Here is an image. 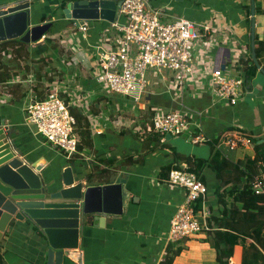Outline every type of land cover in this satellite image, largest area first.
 <instances>
[{
	"label": "crops",
	"instance_id": "crops-1",
	"mask_svg": "<svg viewBox=\"0 0 264 264\" xmlns=\"http://www.w3.org/2000/svg\"><path fill=\"white\" fill-rule=\"evenodd\" d=\"M15 1L0 0V6ZM67 1L30 0L31 23L51 20L49 33L35 42L0 45V117L8 128L13 149L45 180H60L66 165H72L76 181L87 178L86 185L103 184L117 175L127 178L125 187L130 201L124 212L85 222L78 240L83 264H159L166 253L169 220L184 197L183 188L167 182V171L175 166L199 164L202 179L208 185L199 209L203 205L208 212L212 229L209 216L213 207L221 208L214 194L218 179L212 163L203 160L243 158V149H231V154L223 149L222 145L230 149L223 141L230 132L238 130L264 138V50L256 56L260 68L251 58V0H146L160 20L188 18L197 23L202 34L195 42L192 70L183 84L175 82L171 71H157L162 74L160 78L154 69H147L157 78L148 76L147 89L138 102L112 92L96 77L98 51L114 49L119 32L102 19L87 20L86 30L82 31L63 12ZM253 17L255 49V39L264 42V0H254ZM126 18L118 6L114 21L124 22ZM203 26L208 30H203ZM251 61L256 69L250 80H244L238 101L231 104L220 99L212 81L215 67L226 75L244 77V68ZM52 89L62 95L69 109L76 112V108H81L87 118L86 125L80 128L77 151L69 157L25 118L26 102L42 99ZM169 110L188 117V133L201 131L205 137L193 142L198 145L189 154L175 150L169 140L172 135L167 138L166 133L150 127L154 113ZM139 116H146L145 127L137 120ZM188 133L180 135L190 140ZM157 135H161L159 139ZM247 150L254 154V149ZM176 155L189 156L191 162L178 161ZM95 167L107 173L100 175ZM88 174H93L91 180ZM253 225L246 222L243 228L247 231ZM206 235L203 231L180 239L183 248L172 264H218L216 251L205 240ZM0 243L6 264L46 262L43 234L26 218H11ZM241 249V244L234 247L232 261L240 259ZM7 251L11 258L5 256ZM62 264L78 263L64 256Z\"/></svg>",
	"mask_w": 264,
	"mask_h": 264
},
{
	"label": "built area",
	"instance_id": "built-area-1",
	"mask_svg": "<svg viewBox=\"0 0 264 264\" xmlns=\"http://www.w3.org/2000/svg\"><path fill=\"white\" fill-rule=\"evenodd\" d=\"M120 11L126 15L124 22H111L119 32L114 49H101L97 53V80L105 82L109 89L138 102L147 89V69L171 71L175 82L182 85L185 76L192 70L195 42L201 37L200 27L193 20L178 17L173 21L160 20L156 10L149 9L146 0H121ZM86 30V21L79 24ZM208 30L207 26L202 27ZM85 33V32H84ZM220 99L234 104L240 98L244 78L228 76L220 67L212 71ZM25 118L34 123L37 131L68 157L77 151L74 134L76 117L67 102L56 89L50 90L42 99H29L24 105ZM191 121L177 110L156 112L150 127L162 134L188 133ZM192 142L204 140L203 133L189 132ZM230 149H246L253 143L252 137L243 131L230 132L224 139ZM256 173L252 178L255 193L264 195V159L256 160ZM168 183L184 190L169 220L166 239L177 241L211 229L208 212L195 208L197 200L203 201L207 192L206 183L187 166L171 167L166 176Z\"/></svg>",
	"mask_w": 264,
	"mask_h": 264
},
{
	"label": "water",
	"instance_id": "water-1",
	"mask_svg": "<svg viewBox=\"0 0 264 264\" xmlns=\"http://www.w3.org/2000/svg\"><path fill=\"white\" fill-rule=\"evenodd\" d=\"M120 3L121 0H69L63 12L76 25L94 19L113 22ZM253 14L251 0V58L260 67L254 49ZM51 25V20L31 23L30 0L0 6V41L19 38L35 42ZM170 136L166 133L167 138ZM8 137V128L0 117V237L11 218H26L43 234L47 245L45 264H62L64 256L83 264L78 240L85 222L124 212L130 201L127 178L117 175L103 184L86 185L87 178L76 181L72 165H66L60 180H45L19 157Z\"/></svg>",
	"mask_w": 264,
	"mask_h": 264
},
{
	"label": "trees",
	"instance_id": "trees-1",
	"mask_svg": "<svg viewBox=\"0 0 264 264\" xmlns=\"http://www.w3.org/2000/svg\"><path fill=\"white\" fill-rule=\"evenodd\" d=\"M13 41L22 44L27 43L19 38H10L0 41V45L5 47L7 43ZM255 43L257 44L255 45V53L259 57L264 50V42L255 39ZM248 58L251 60L250 56ZM255 69L256 65L252 61L248 66H245L244 79L250 80ZM71 112L73 113L72 110ZM160 136L157 135V138L159 139ZM260 138L263 137L252 138L254 157L246 154L236 161L226 156L203 160V163H212L218 179L217 184L214 185V194L221 208L218 210L213 207L214 211L209 216V222L213 228L206 231L205 238L215 249L218 264H264V195L255 193L252 187V178L256 173V160L259 158L264 159V138L262 141H258ZM78 146L79 141H77V148ZM174 158L178 161L191 162L189 156L176 155ZM198 165L195 164L194 167L189 165L188 169L195 171L202 179L201 167L198 168ZM94 171H99L100 175L107 173H101L99 167H95ZM92 175L88 174L90 180ZM200 201H196V209L199 208ZM240 222L243 223L244 227H246V222H252L254 225L249 230L243 229L242 231V227L239 225ZM237 244H241L242 249L240 259L234 262L231 257L235 254L234 247ZM2 246V243H0V264H6L1 250ZM182 248L183 245L179 243V240L168 241L165 247L166 253L159 264H172L175 256Z\"/></svg>",
	"mask_w": 264,
	"mask_h": 264
},
{
	"label": "rangeland",
	"instance_id": "rangeland-1",
	"mask_svg": "<svg viewBox=\"0 0 264 264\" xmlns=\"http://www.w3.org/2000/svg\"><path fill=\"white\" fill-rule=\"evenodd\" d=\"M52 29H54L53 28V26L51 27ZM46 33H49L48 31L46 32ZM45 33V34H46ZM81 35V34H80ZM38 62H39V65L42 63V62H40L39 60H38ZM148 69H150V71H153L152 69H154L156 72H157V70L155 69V68H148ZM95 73H96V69H95ZM161 73H159V72H157V77H160L161 78ZM148 76H150V77H152V78H157V77H153L152 75H151V73H148V71H147V78H148ZM229 76V75H228ZM232 77H234V76H232ZM61 97H62V95H61ZM63 98V97H62ZM64 99V98H63ZM68 104V103H67ZM68 107H69V105H68ZM82 112V110H81V108H79V109H77L76 108V112L75 111H73V114L76 116V119L78 120V125L75 127V129H74V134H75V136L77 137V140L79 141V139L81 138V127H82V125H86V123H87V121H86V117L84 116V115H82L83 113H81ZM82 115L83 116V118L82 119H79V115ZM139 122H140V124H142V126H144L145 127V125H146V123H147V121H146V116H139L138 117V119H137ZM126 121L127 122H130V119L129 118H127L126 119ZM80 123H83V124H80ZM184 136H182V135H176V134H172V136L169 138V140H171V144L174 146V148H175V150H178V151H180V152H182V153H184V154H189L191 151H192V148L193 147H195V146H197L198 144H195V143H193V142H191L190 140H186V139H184L183 138ZM253 138V137H252ZM253 143H252V145H250L249 147H247L245 150H243L244 152H243V157L246 155V154H249V155H252L253 157H254V154H252V152L250 153V151L249 150H247V149H254V147H253ZM222 147H223V149L226 151V153L228 154V153H232L233 152V150H231V149H227L224 145H222ZM196 154H198V152L196 151V150H193ZM252 151V150H251ZM247 152V153H246ZM239 225L242 227V231H243V227H244V225H243V223L242 222H240L239 223ZM11 254L7 251L6 253H5V256L7 257V258H11V256H10Z\"/></svg>",
	"mask_w": 264,
	"mask_h": 264
},
{
	"label": "clouds",
	"instance_id": "clouds-1",
	"mask_svg": "<svg viewBox=\"0 0 264 264\" xmlns=\"http://www.w3.org/2000/svg\"><path fill=\"white\" fill-rule=\"evenodd\" d=\"M244 78V77H243ZM245 80V79H244ZM251 137V136H250Z\"/></svg>",
	"mask_w": 264,
	"mask_h": 264
}]
</instances>
